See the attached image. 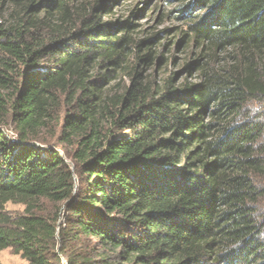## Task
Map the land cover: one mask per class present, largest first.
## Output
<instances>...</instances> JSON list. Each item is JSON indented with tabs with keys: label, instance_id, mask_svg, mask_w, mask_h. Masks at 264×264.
Returning <instances> with one entry per match:
<instances>
[{
	"label": "trees",
	"instance_id": "16d2710c",
	"mask_svg": "<svg viewBox=\"0 0 264 264\" xmlns=\"http://www.w3.org/2000/svg\"><path fill=\"white\" fill-rule=\"evenodd\" d=\"M119 1L0 0V252L264 264V0H179L182 84L148 73L167 30L105 19ZM57 127L70 163L32 144Z\"/></svg>",
	"mask_w": 264,
	"mask_h": 264
},
{
	"label": "rangeland",
	"instance_id": "374dc122",
	"mask_svg": "<svg viewBox=\"0 0 264 264\" xmlns=\"http://www.w3.org/2000/svg\"><path fill=\"white\" fill-rule=\"evenodd\" d=\"M179 4V0H120L114 7V14L106 16L105 19H125L131 14L132 10H135L137 16H134L132 21L136 22V32L140 34V36L146 37L153 32L158 33L167 30L161 36L162 41L155 45L158 57L154 66L149 68L148 73L161 81L167 79V76L173 75L178 84H182L186 80L188 82L197 83L200 81L198 73L193 72V74H190L184 70L185 63L195 57L196 52L195 48L187 46L186 43H183L181 40V33L187 29L188 21L185 16L177 17L178 11L176 10L180 6ZM172 11L174 12L171 13ZM139 12H141V14H139ZM161 55L167 58L166 64L159 59ZM121 83L129 84V79L123 76ZM4 129L7 136L10 138L15 139L17 137L10 126H4ZM58 131V127L55 130V135H52L48 131H44L42 135L45 142L35 141L32 142V144L54 148L65 157L62 149L63 147L59 142ZM66 161L70 163V160L67 158ZM25 207L24 204L8 202L5 204L4 210L16 216L24 214L26 211ZM43 208L47 214L55 211V207L47 201H44ZM61 219L62 216L59 218L58 223ZM0 264H28V261L22 258L20 254H16L12 248H6L4 251L0 252Z\"/></svg>",
	"mask_w": 264,
	"mask_h": 264
}]
</instances>
